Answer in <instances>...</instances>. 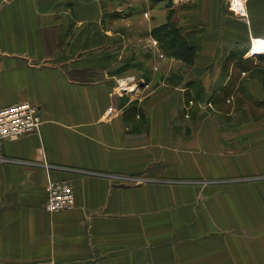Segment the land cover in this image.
<instances>
[{
    "label": "crops",
    "instance_id": "0c3cea01",
    "mask_svg": "<svg viewBox=\"0 0 264 264\" xmlns=\"http://www.w3.org/2000/svg\"><path fill=\"white\" fill-rule=\"evenodd\" d=\"M137 15L138 34L169 24L194 49L187 64L157 38L138 45L148 100L108 80L133 60V32L114 24ZM256 38L264 0H0V108L29 102L41 120L0 144V264H264ZM69 45L82 57L68 61ZM51 181L72 188L71 208L45 211Z\"/></svg>",
    "mask_w": 264,
    "mask_h": 264
},
{
    "label": "rangeland",
    "instance_id": "374dc122",
    "mask_svg": "<svg viewBox=\"0 0 264 264\" xmlns=\"http://www.w3.org/2000/svg\"><path fill=\"white\" fill-rule=\"evenodd\" d=\"M140 0H133V2L138 3ZM186 2V1H184ZM183 2V3H184ZM155 1L153 2L154 5ZM242 5V2H240ZM141 7V6H140ZM154 10H156L157 12L155 13L156 17H158L160 14L164 15V13L166 12L165 9V2L163 1H159L158 3H155ZM122 12H120L118 15L121 16ZM128 16H122V18L120 19H125ZM146 15H137L134 17H131L129 22L126 23L124 22V20H117L116 23L114 24V29L116 30V32L118 33L119 28H126L129 29L130 31H132V36H130V42L134 45L132 49H130V52L127 53V55L130 56V60H131V68L128 72H125L124 74H116L118 72H120L119 68L122 70L125 66L123 64H121L120 66L115 67L114 69L110 68L109 70H106V68L104 66L102 67H95L93 70L95 73L96 71H100V76L98 77V80L104 75V74H116V76H114L113 78L110 77L108 78V80H112L111 84H112V88L115 90V92L117 93V91L119 92V95H123L124 97H126L127 99H150L154 96L156 90H157V86H155L152 82L151 83H147L145 80H143L140 76V72H139V68H140V60H141V56L143 57V55L146 54V49L143 47L138 48V45L143 44L146 39L148 40V42L150 41V43H152V39L154 38L153 35H151V38L149 37L146 38L147 34L145 33H139L138 32L141 30L142 32H144L145 30H147L148 28V23H147V27L144 25H141L142 19H146L145 18ZM153 26V24H151ZM151 33V31H150ZM145 34V35H144ZM264 41V39H252V41H250V45L249 47L246 49V55L249 54V56L251 57V61L249 63H252V61H254V59H256L257 57L259 58L260 55L254 54V53H250V46L253 45L254 43H256V41ZM60 43H58L59 46ZM257 44V43H256ZM85 50V49H84ZM54 51V50H53ZM66 51L68 52V56H67V60H74L75 58H80L82 56H79V52L76 51L70 47V45L66 48ZM84 52V51H83ZM80 52V53H83ZM126 55V56H127ZM127 59V58H126ZM129 60V59H128ZM164 60V62L166 63L165 59H161ZM138 61V62H137ZM260 61V60H258ZM136 63V64H135ZM157 63V62H156ZM241 68L245 69V64H243L241 62V64L239 65ZM154 69V73L159 72L160 70H158L155 66L153 67ZM91 70H89L90 72ZM91 71V73L93 72ZM162 71V70H161ZM107 72V73H106ZM76 76L78 77H74V78H80L84 80V77L82 74L77 73ZM128 78L129 82H131L132 78L135 79V83L133 84H129V88H134L133 91L131 92H127V91H123L121 84L124 83V80H126ZM108 80L106 79V81L108 82ZM142 81V85H139L138 82ZM137 82V83H136ZM125 84V83H124ZM135 86V87H134ZM155 86V87H154ZM127 87V85H126ZM131 105V104H130ZM210 110H213L212 112L215 113V115H218V112L215 110V108L212 106L211 108H209ZM231 227H232V231H234V227L232 224L228 223ZM228 225V226H229Z\"/></svg>",
    "mask_w": 264,
    "mask_h": 264
},
{
    "label": "built area",
    "instance_id": "2783aa9c",
    "mask_svg": "<svg viewBox=\"0 0 264 264\" xmlns=\"http://www.w3.org/2000/svg\"><path fill=\"white\" fill-rule=\"evenodd\" d=\"M256 43L250 46V53L257 54L258 50H262ZM262 44H264V41H261L260 47ZM247 55L249 56V54ZM134 81L135 79L133 78L131 82H129L128 78L124 80L127 87L122 88V90L129 88V84L135 83ZM138 84L142 85V81H139ZM130 90L133 91L134 88ZM117 93L119 92L117 91ZM40 124L38 108L29 102H21L0 108V144L5 141H16L23 136L35 133L38 131ZM48 190V197L43 205L45 211L53 213L72 207L74 201L73 191L67 183L51 181L48 185Z\"/></svg>",
    "mask_w": 264,
    "mask_h": 264
},
{
    "label": "trees",
    "instance_id": "16d2710c",
    "mask_svg": "<svg viewBox=\"0 0 264 264\" xmlns=\"http://www.w3.org/2000/svg\"><path fill=\"white\" fill-rule=\"evenodd\" d=\"M169 3L168 7L170 6ZM171 13L170 11L168 17L171 16ZM153 37L160 41V48L164 53L170 54L172 57L187 64L191 63L194 49L186 42L181 29L164 24L154 28Z\"/></svg>",
    "mask_w": 264,
    "mask_h": 264
},
{
    "label": "bare ground",
    "instance_id": "6f19581e",
    "mask_svg": "<svg viewBox=\"0 0 264 264\" xmlns=\"http://www.w3.org/2000/svg\"><path fill=\"white\" fill-rule=\"evenodd\" d=\"M122 84H123V83H122ZM122 84H121V85H122ZM124 87H126L125 84L122 85V88H124ZM130 89H131V88H125V89H123V90H125V91H131ZM48 192H49V190H48Z\"/></svg>",
    "mask_w": 264,
    "mask_h": 264
}]
</instances>
